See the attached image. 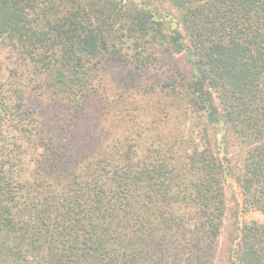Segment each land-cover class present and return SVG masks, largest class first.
<instances>
[{
	"label": "trees",
	"instance_id": "obj_1",
	"mask_svg": "<svg viewBox=\"0 0 264 264\" xmlns=\"http://www.w3.org/2000/svg\"><path fill=\"white\" fill-rule=\"evenodd\" d=\"M162 1L0 0V264H264V0Z\"/></svg>",
	"mask_w": 264,
	"mask_h": 264
},
{
	"label": "rangeland",
	"instance_id": "obj_2",
	"mask_svg": "<svg viewBox=\"0 0 264 264\" xmlns=\"http://www.w3.org/2000/svg\"><path fill=\"white\" fill-rule=\"evenodd\" d=\"M143 2L147 3L149 6H151L154 10L157 8V15H161L160 17H163L162 14L164 13H171V14H175V15H178V12L173 9L168 3L166 2H163L162 0H154V5L151 4V2L147 1V0H143ZM158 16V17H159ZM5 57V56H4ZM3 57V58H4ZM2 58V62H5L7 63V61L5 59ZM177 60H178V64L183 68V69H187L188 67V62L186 60V58L184 56H178L177 57ZM225 190H226V197H227V206H228V209L230 208H234L235 206V202L233 201V197H237L239 199L240 197V194H239V189L235 183L234 180H231V182L226 185L225 187ZM258 217L257 215H253L252 217Z\"/></svg>",
	"mask_w": 264,
	"mask_h": 264
}]
</instances>
